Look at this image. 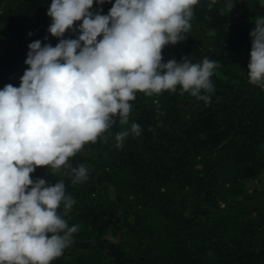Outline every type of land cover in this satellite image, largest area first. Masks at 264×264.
Instances as JSON below:
<instances>
[{"label": "trees", "instance_id": "16d2710c", "mask_svg": "<svg viewBox=\"0 0 264 264\" xmlns=\"http://www.w3.org/2000/svg\"><path fill=\"white\" fill-rule=\"evenodd\" d=\"M114 2L91 11L107 15ZM51 3L0 0V90L20 86L29 44L59 43L48 32ZM193 13L185 40L164 47L162 62L215 61L214 91H201L210 102L179 86L138 92L127 124L114 117L69 159L87 168V180L73 183L65 168L30 174L50 186L62 180L74 200L64 219L78 231L52 264H264V88L247 72L264 3L199 0ZM81 23L63 38L77 39ZM123 131L129 135L117 147Z\"/></svg>", "mask_w": 264, "mask_h": 264}, {"label": "clouds", "instance_id": "9594fccd", "mask_svg": "<svg viewBox=\"0 0 264 264\" xmlns=\"http://www.w3.org/2000/svg\"><path fill=\"white\" fill-rule=\"evenodd\" d=\"M111 2L52 0L48 32L59 43L29 44L20 86L0 90V264H52L78 231L64 219L74 204L64 182L34 181L37 168L53 175L65 168L73 183L87 180V168H72L69 159L95 143L114 117L127 124L138 92L151 96L179 86L210 102L201 91H214L215 61L162 62L164 47L185 40L199 0H115L107 15L91 11L94 3ZM78 21V38L64 39ZM255 25L247 72L251 84L264 88V17ZM131 133L139 136L140 126L133 123ZM128 135H116L117 147Z\"/></svg>", "mask_w": 264, "mask_h": 264}]
</instances>
